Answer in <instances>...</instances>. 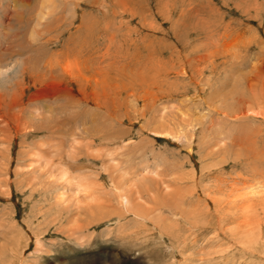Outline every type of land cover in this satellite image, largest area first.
Returning a JSON list of instances; mask_svg holds the SVG:
<instances>
[{
    "label": "rangeland",
    "instance_id": "1",
    "mask_svg": "<svg viewBox=\"0 0 264 264\" xmlns=\"http://www.w3.org/2000/svg\"><path fill=\"white\" fill-rule=\"evenodd\" d=\"M0 264H264V0H0Z\"/></svg>",
    "mask_w": 264,
    "mask_h": 264
},
{
    "label": "bare ground",
    "instance_id": "2",
    "mask_svg": "<svg viewBox=\"0 0 264 264\" xmlns=\"http://www.w3.org/2000/svg\"><path fill=\"white\" fill-rule=\"evenodd\" d=\"M24 3H25V1L20 2V4H22V5H23ZM40 44H43V43L40 42ZM40 44H39V45H40ZM8 47H9V46H8ZM39 47H40V46H39ZM17 49H18V48H17ZM9 50H11L10 47L6 49V52H8ZM19 52H21V50H19L18 53H19ZM16 53H17V52H16ZM10 54H11V53H10ZM21 55H22V52H21ZM50 60H51V59H50ZM54 62H56V60H55ZM22 67H23V66H22ZM65 67H67V66H65ZM25 68H26V67H25ZM66 69H67V68H66ZM22 70H23V71H22V76H23V75H25V73H26V69H22ZM66 71H67V70H65V72H66ZM67 72H68V71H67ZM72 73H73V72H72ZM72 79H73V78H72ZM38 81H39V80H38ZM40 81H41V80H40ZM70 82L72 83L73 81H70ZM238 107H239V106H238ZM239 110H240V109H239ZM242 113H243V112H242ZM247 235H248V234H247Z\"/></svg>",
    "mask_w": 264,
    "mask_h": 264
}]
</instances>
